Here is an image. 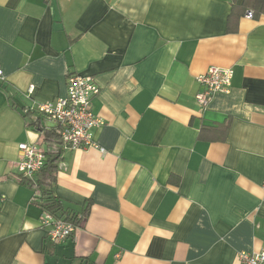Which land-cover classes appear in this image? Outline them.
I'll return each instance as SVG.
<instances>
[{"label": "crops", "instance_id": "obj_1", "mask_svg": "<svg viewBox=\"0 0 264 264\" xmlns=\"http://www.w3.org/2000/svg\"><path fill=\"white\" fill-rule=\"evenodd\" d=\"M245 3L0 0V264H240L264 252V9ZM211 66L234 78L202 107ZM71 75L101 89L103 152L53 149L57 125L25 115L67 97ZM23 143L60 152L66 207L91 205L62 243L19 179Z\"/></svg>", "mask_w": 264, "mask_h": 264}, {"label": "built area", "instance_id": "obj_2", "mask_svg": "<svg viewBox=\"0 0 264 264\" xmlns=\"http://www.w3.org/2000/svg\"><path fill=\"white\" fill-rule=\"evenodd\" d=\"M247 19H253L254 13L248 11ZM234 78L232 68L211 66L198 81L204 90L197 95L202 107H206L211 96L216 92L229 93ZM5 76L0 66V81ZM101 89L92 77L71 75L69 77L68 95L54 102L39 103L33 110L44 115L49 121L57 125V132L61 139V148L64 150L99 148L93 138L95 129L104 125V121L93 112V100ZM20 161L18 162L19 179L31 181L37 177L46 164L47 150L38 144H20ZM39 192L34 191L33 200ZM42 226L48 230L51 242L59 244L75 235L80 226L71 222L57 220L48 212H44ZM240 264H264L263 253H246L239 255Z\"/></svg>", "mask_w": 264, "mask_h": 264}, {"label": "trees", "instance_id": "obj_3", "mask_svg": "<svg viewBox=\"0 0 264 264\" xmlns=\"http://www.w3.org/2000/svg\"><path fill=\"white\" fill-rule=\"evenodd\" d=\"M245 5H250L255 10H261L264 9V0H246ZM244 10L246 12L247 8H245ZM254 12L255 11H253V13ZM235 17L236 8L233 7L232 13L229 16L228 20L230 29L234 23ZM25 115L33 118V126H36V128H39V130L41 131L43 130L41 124L43 118L45 117L44 115L35 110L27 109L25 110ZM45 141L53 149L55 147L58 148L61 144L60 135L58 134L56 129L52 131H46ZM60 158V152H56L55 150L47 151L46 164L42 171L34 179V181H20L21 183L27 185L31 190L39 192L36 199L32 200L34 205L41 208L44 212L52 214L57 220L71 222L77 226H80L89 215L91 205L87 204L86 208L83 211L76 212L75 210L66 207L63 200L56 196L54 185L56 183V175Z\"/></svg>", "mask_w": 264, "mask_h": 264}]
</instances>
